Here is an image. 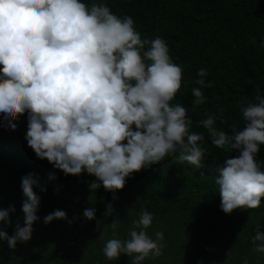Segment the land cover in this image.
<instances>
[{"label": "clouds", "instance_id": "clouds-1", "mask_svg": "<svg viewBox=\"0 0 264 264\" xmlns=\"http://www.w3.org/2000/svg\"><path fill=\"white\" fill-rule=\"evenodd\" d=\"M0 65L5 126L15 130L13 121L27 112L25 139L37 158L47 159L65 175L95 176L91 190L101 185L113 193L122 190L132 173L177 152L180 161L202 166L204 134L190 132L188 110L170 103L181 89L183 68L173 62L163 38L142 39L131 17L121 18L105 4L82 0H0ZM207 75L204 68L197 73L192 111L207 99L202 89L212 87L205 82ZM255 100L241 107L245 125L243 130L233 125L232 135L215 127L217 119L223 122L222 115L209 113L198 122L217 148L239 152L225 160L215 181L226 214L256 209L264 197V171L256 159L264 145V96ZM48 178L56 179L54 174ZM37 187L46 191L38 176L22 177L24 226L17 222L12 236L0 227V239L10 248L31 239L39 219ZM113 211L108 204L105 215ZM12 212V205L0 209L4 226L11 225ZM95 212L87 208L83 215L93 220ZM43 219L48 224L67 219V214L55 210ZM152 222L153 215L141 210L128 239L115 238L114 231L103 248L106 258L117 260L125 254L130 264H142L162 255L164 234L156 232L153 239L146 231ZM119 223H111L113 230ZM252 243L254 251L264 253V233L259 229Z\"/></svg>", "mask_w": 264, "mask_h": 264}, {"label": "trees", "instance_id": "trees-1", "mask_svg": "<svg viewBox=\"0 0 264 264\" xmlns=\"http://www.w3.org/2000/svg\"><path fill=\"white\" fill-rule=\"evenodd\" d=\"M82 2L88 5L105 4L117 16L131 17L142 39L151 41L159 36L166 41L173 62L183 68L181 89L170 103L182 104L188 110V117L193 121L190 132L203 133L205 137L203 147L207 151L201 161V167L180 161L177 152L174 157H165L160 163L132 173L126 178L125 187L116 191L137 204L145 201L146 211L153 215L154 221L155 216L163 209L175 210L173 229L168 237L170 241L174 240L175 236L179 235V226L188 227L189 236L195 240L194 244L191 243V249L193 253H197L195 255L197 262L212 263L216 257L215 252L224 254L226 250L231 251L237 233L242 236L240 249L254 248L252 238L257 229L264 233V197H261V205L256 209L238 208L231 214L222 211L219 186L215 181L225 160L238 156L239 152L217 148L212 144L207 130L198 122L206 119L209 113H214L217 117L222 115L223 122L217 119L215 127L232 135L233 125L237 126V130H243L245 125L241 107L256 102L257 95L264 96V0H82ZM253 40L255 43H252ZM149 46L146 45L145 50ZM201 68L207 69L208 75L204 79L206 84L211 82L212 87L205 86L202 89L207 99L192 111L194 97L191 89L198 87L195 81L200 78L197 73ZM257 88L260 90L259 93L256 91ZM220 108L224 109L223 113L219 111ZM13 123L17 124V128L10 130L5 126L4 114L0 113V186L10 182L21 187L22 177L32 173L39 177L40 185L46 188L45 192L54 193L58 202L62 200L63 204L60 202L62 209L67 210L71 201H78L79 191L89 189L90 183L96 181V177L83 172L76 176L79 177L77 180L72 175H65L60 169L54 168L47 159L37 158L25 139L28 130L27 112ZM133 129L135 130L134 125ZM256 159L261 162V170L264 171V145H261ZM49 174H54L56 179L50 180ZM4 194L1 188L0 197ZM5 197L10 198L11 193H6ZM96 198L95 202L89 200L90 198L86 200L87 208L97 210V195L94 199ZM185 212L190 216L183 217L182 213ZM99 213L95 212L89 234L80 238L79 242L86 250H89L90 242H99L97 239ZM82 217L80 215L81 219L84 218ZM9 218L12 221L9 227L14 231L17 222L21 227L24 226L25 217L12 212ZM73 219L75 220V216L68 212L67 219H54L52 224L61 229L62 233H67L71 230L69 221L73 222ZM199 220L219 221V230L207 236L210 238L209 241L220 237L213 246L209 247V241L201 236L197 225ZM130 229L132 228L128 224L119 227L118 239L125 240ZM153 229H149L150 237ZM41 238H43L41 233L33 231L30 241L35 242ZM176 244L180 242L177 241ZM198 251H203V255L200 256ZM246 260L248 264H255L249 259ZM105 264H109V261ZM261 264H264V260Z\"/></svg>", "mask_w": 264, "mask_h": 264}, {"label": "rangeland", "instance_id": "rangeland-1", "mask_svg": "<svg viewBox=\"0 0 264 264\" xmlns=\"http://www.w3.org/2000/svg\"><path fill=\"white\" fill-rule=\"evenodd\" d=\"M72 177L79 180V177L74 175ZM14 185L9 182L8 184L0 186L5 192L0 197V207L2 209H8L12 205L15 208V212L13 213H17L20 217H25L22 211V203L26 198L23 195L22 188ZM34 191L41 199L37 212L39 219L33 224V231L41 233L43 238L35 242H31L30 240L21 244L18 242L15 248H10L6 240L0 239V264H105L106 261H109V264H130L131 257L125 254H121L117 260H108L103 253V248L108 240L114 238V231L115 238H120L118 232L119 227L128 224L129 227L133 228V221L139 219L141 210L146 211L145 201L137 204L134 201H130L118 191L114 193L105 191L103 187L96 191H91L90 188H87L86 191L81 189L79 191L78 201H71L72 203L65 210L62 209V200L60 201L61 203L58 202L54 193L42 192L38 187L34 188ZM6 193H11V197L6 198ZM96 195L98 197L96 211L100 212L99 224L101 226L97 231V239L99 242H90L88 245L89 250H86L79 241L87 233L89 234L88 231L92 227V220L85 218L83 212L87 209L86 200L90 198L89 200L95 202L97 200V198L94 199ZM114 196L117 198L114 199ZM102 197L103 199H101ZM108 204L113 206L114 211L111 215L106 216L105 213L107 212ZM55 210L65 211L66 214L71 212L75 216V220L73 219V222L69 225L71 230L67 231V233H62V230L54 227L52 222L48 224L44 223L43 218ZM175 213V210L163 209L155 216V221L153 217V222L146 231L148 233L150 228H154L151 234L153 239H155L156 232H162L164 234V240L161 243L165 247L162 249V255L145 259L142 264H205L204 262L196 261L195 255L197 253H193L191 249V243L194 244L195 240L189 236L188 227L184 228L183 226H179V235H176V238L170 241L168 235L173 229L172 220L173 215H176ZM80 215L84 218L82 217L83 219H81ZM182 215L183 217L190 216L188 212L182 213ZM116 219H119L120 223L113 230L109 225ZM197 225L201 231V236L206 238V241L210 239L207 236L219 230L220 227V223L217 220H199L197 221ZM105 226L110 228H106ZM0 227H4V230L9 236L14 234V229L9 226H4V222L2 221H0ZM196 232L198 231L196 230ZM127 233L126 239L129 238V232ZM174 233H176V229ZM219 238L216 237L214 239L215 242L209 241L208 246H213ZM234 238V245L231 251L226 250L224 254L215 252L216 257L213 258L212 263L207 264H243L246 259L251 260L255 264L263 263L264 253H258L254 251V248L251 250L240 249L242 236L237 233ZM177 241L180 244H176ZM23 245L24 247H21ZM198 252L200 256L203 255V251ZM207 252L209 253V250Z\"/></svg>", "mask_w": 264, "mask_h": 264}]
</instances>
